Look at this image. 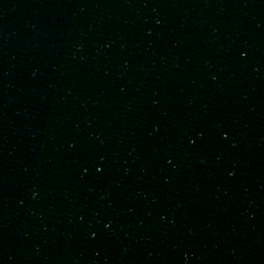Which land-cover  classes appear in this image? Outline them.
Returning <instances> with one entry per match:
<instances>
[{
  "label": "water",
  "instance_id": "1",
  "mask_svg": "<svg viewBox=\"0 0 264 264\" xmlns=\"http://www.w3.org/2000/svg\"><path fill=\"white\" fill-rule=\"evenodd\" d=\"M264 56V0H0V139Z\"/></svg>",
  "mask_w": 264,
  "mask_h": 264
}]
</instances>
